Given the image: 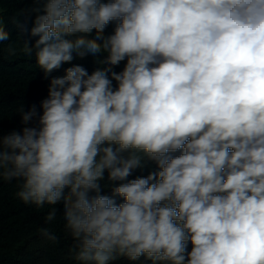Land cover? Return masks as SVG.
Here are the masks:
<instances>
[{"label": "clouds", "instance_id": "clouds-1", "mask_svg": "<svg viewBox=\"0 0 264 264\" xmlns=\"http://www.w3.org/2000/svg\"><path fill=\"white\" fill-rule=\"evenodd\" d=\"M27 11L38 39L23 51L45 78L74 58L100 65L52 77L42 111L21 106L25 126L0 136V180L49 206L46 224L62 203L75 264H264V0H34ZM145 159L158 170L128 179ZM106 171L120 182L112 195Z\"/></svg>", "mask_w": 264, "mask_h": 264}, {"label": "trees", "instance_id": "trees-1", "mask_svg": "<svg viewBox=\"0 0 264 264\" xmlns=\"http://www.w3.org/2000/svg\"><path fill=\"white\" fill-rule=\"evenodd\" d=\"M34 6V0H0V20L4 22L10 37L8 41L0 42V136L11 130H20L21 114L18 109L23 106L28 111L32 105L40 113V102L47 97L49 81L52 77L65 74V69L73 65L83 66L89 74L98 66L97 58L88 55L83 58H74L65 63L60 69L53 71L48 78L36 66L35 57L26 55L23 44H33L38 37L31 35V28L35 13L27 10ZM115 22L109 23L104 35L112 34ZM95 36V30L92 33ZM15 49L14 55L7 53V48ZM126 61L118 66H112L117 73L123 70ZM107 67V65H104ZM113 85L116 82L113 81ZM33 120L31 123H34ZM174 153L173 155H178ZM154 161L145 159L143 166L133 170L128 179L147 176L149 172L157 171ZM119 181H108L107 171L101 181V194L112 195V186ZM105 185H108L105 187ZM18 191L17 182L0 180V264H75L70 251L73 245L71 236L64 227L63 205L57 204V219L46 224L44 217L49 206L37 208L19 200L15 193ZM117 203L122 198L117 197ZM42 227H48L57 235V242L47 241L39 232ZM191 242L187 250H191ZM141 257L137 261H130L126 257L112 261L111 264H142Z\"/></svg>", "mask_w": 264, "mask_h": 264}, {"label": "rangeland", "instance_id": "rangeland-1", "mask_svg": "<svg viewBox=\"0 0 264 264\" xmlns=\"http://www.w3.org/2000/svg\"><path fill=\"white\" fill-rule=\"evenodd\" d=\"M0 10H1V8H0ZM1 21V20H0ZM4 23V22H3Z\"/></svg>", "mask_w": 264, "mask_h": 264}]
</instances>
